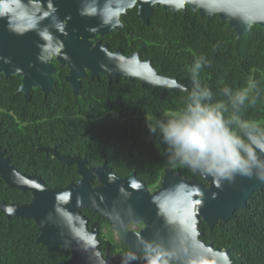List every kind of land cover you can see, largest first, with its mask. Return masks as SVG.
Here are the masks:
<instances>
[{"label": "trees", "instance_id": "1", "mask_svg": "<svg viewBox=\"0 0 264 264\" xmlns=\"http://www.w3.org/2000/svg\"><path fill=\"white\" fill-rule=\"evenodd\" d=\"M148 25L151 37L148 42L144 39L148 52L140 49L141 58H149L159 74L176 77L186 90L141 84L137 79L111 83L82 80L80 95H72L65 81H57L59 96L55 106L51 108L43 99L40 120L11 133L20 139H40L36 144L18 146L24 160L23 167L17 166L19 171L38 175L64 167L68 174L44 175L43 182L49 187L75 182L78 173L74 166L68 168L61 162L48 161L49 154L33 148L58 142L63 152L85 157L90 164L106 161L119 175L135 171L147 184H155L163 168L170 165L167 146L149 133L148 123L165 119L166 113L182 107L191 88V67L201 55L209 65L201 68L198 79L211 88L216 99H224L220 93L224 86L238 90L250 78L257 82L260 96L256 104L247 105L240 115L241 119L264 127V27L254 24L237 36L228 21L217 14L201 16L188 7L171 11L155 5ZM71 106L78 109L71 111ZM1 119L15 117L0 111ZM12 162L17 164L14 159ZM177 168L187 177L197 175L187 168ZM29 199V191L9 187L0 178V201L23 203ZM199 229L203 240L229 253L230 264H264V186L253 191L246 206L236 209L227 221L212 229L202 221ZM37 230L33 219L8 217L0 210V264H73L69 254L65 255L59 247L48 251L37 242ZM119 246L115 264L131 253L125 244ZM134 255L136 259L129 260V264H146L144 256ZM163 257L168 264H175Z\"/></svg>", "mask_w": 264, "mask_h": 264}, {"label": "water", "instance_id": "2", "mask_svg": "<svg viewBox=\"0 0 264 264\" xmlns=\"http://www.w3.org/2000/svg\"><path fill=\"white\" fill-rule=\"evenodd\" d=\"M133 1L138 3L137 15L144 24L155 5L171 11L188 7L201 16L217 14L228 21L237 36L248 32L254 24L264 27V0H128L127 5ZM88 64L97 66L94 72L115 78L186 90L176 77L159 74L149 60L140 59L136 53H115L111 58L105 54L101 60ZM66 81L73 94H79L80 80ZM51 86V80H41L45 93L52 91ZM36 150L51 152L67 165L75 164L79 177L64 186L49 187L40 176L21 172L8 158L0 157V178L9 187L30 193L29 201L23 203L1 200L0 210L8 217L33 219L38 228L36 241L48 251L59 247L65 255L69 254L73 264H111L109 255L103 256L97 248L98 225L91 224L89 229L87 218L81 213L86 207L105 217L116 238L135 254H145L147 250L165 255L175 264H230L229 253L203 240L199 226L203 221L212 229L227 221L236 209L246 206L253 191L264 186V180L255 175H237L232 181L216 182L198 173L208 182L205 185L165 166L159 188L149 193L134 171L119 176L106 161L86 166L85 158L58 154L55 147L38 146ZM93 177L98 182L95 186L90 184ZM129 221L141 222L143 227L132 232L126 228Z\"/></svg>", "mask_w": 264, "mask_h": 264}, {"label": "flooded vegetation", "instance_id": "3", "mask_svg": "<svg viewBox=\"0 0 264 264\" xmlns=\"http://www.w3.org/2000/svg\"><path fill=\"white\" fill-rule=\"evenodd\" d=\"M126 1L128 0H36L31 8L17 7L14 10L13 22L16 31L10 30L7 18H0V111H6L15 117L14 120H0V157L8 158L9 163L17 170L18 165L23 167L24 164V160L19 156L21 150L17 149L18 146L23 143L36 144L40 139H20L21 137H15L11 133L16 128H26L31 121L40 120L43 99L44 102L45 99L47 101L45 104L52 105L51 108L55 106L59 96L56 91L57 81H65L68 84V78H78L81 87L82 80H106L108 83L119 79L129 80L121 76L115 78L101 71L94 72L97 66L88 63L101 60L105 54L111 58L115 53L122 56L136 53L140 59L150 61L149 58H141L140 49L144 48L146 53L148 52L144 39L148 42L151 37L147 29L151 16L148 23H142L137 15V1L130 2V6ZM43 79L53 82L52 91H43ZM70 91L74 95L71 88ZM77 95H80V88ZM70 109L77 110L78 107L71 106ZM38 146L55 147L58 154L76 155L63 152L58 142L34 145L33 148L36 150ZM45 154L50 155L48 161L61 162L68 168L74 166L77 172L75 164L67 165L51 152ZM13 159L17 164L12 162ZM96 165L100 164H90L86 159V166ZM171 168L173 172L187 177L178 168ZM65 170L63 167L42 171L38 175L31 174L40 177L68 174V170ZM196 174L198 176L188 178L208 185L206 180ZM161 178L162 174L153 185L140 179L151 193L159 188ZM90 184H98L96 177L92 178ZM86 208L88 210L83 211L82 208L81 213L87 218L88 228H91V224L98 225L95 233L97 248L103 256L108 254L111 264H115L113 261L117 258V252L121 251L119 244L123 242L116 238L105 217L99 216L89 207ZM142 227L143 223L134 221H129L126 225L132 232H137ZM125 260L120 259L117 264Z\"/></svg>", "mask_w": 264, "mask_h": 264}, {"label": "clouds", "instance_id": "4", "mask_svg": "<svg viewBox=\"0 0 264 264\" xmlns=\"http://www.w3.org/2000/svg\"><path fill=\"white\" fill-rule=\"evenodd\" d=\"M36 0H0V18H7L16 31L13 12L17 7L31 8ZM209 65L201 55L191 67V88L179 110L165 114V119L148 123L149 133L167 146L168 164L187 168L211 177L216 182L232 181L237 175L257 176L264 180V127L256 121L241 119L247 105L260 96L257 82L249 79L244 87L233 90L224 86L221 96L198 79L202 67ZM128 254L122 264L135 260ZM146 264H168L161 254L146 250Z\"/></svg>", "mask_w": 264, "mask_h": 264}]
</instances>
